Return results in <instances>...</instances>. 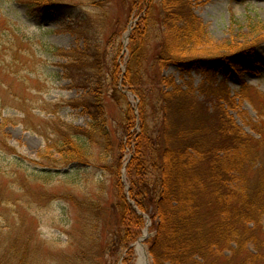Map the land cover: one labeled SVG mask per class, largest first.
Returning <instances> with one entry per match:
<instances>
[{"label": "trees", "instance_id": "16d2710c", "mask_svg": "<svg viewBox=\"0 0 264 264\" xmlns=\"http://www.w3.org/2000/svg\"><path fill=\"white\" fill-rule=\"evenodd\" d=\"M103 2L91 1L89 5L101 10ZM123 2L128 13L135 12L138 17L129 36L125 71L119 64L123 31L119 19L110 24L108 34L109 28L103 29L105 14L77 9L83 5L77 0H19L28 16L40 21L59 13L69 20V24H60L62 30L83 41L81 48L69 51L53 46L45 50L64 61L55 64L63 71L54 77L88 89L81 98L62 103L81 110L90 123L78 128L59 119L48 120L52 143L36 159L14 157L12 164L38 178L70 176L93 166L91 146H101V141L110 138L111 121L128 136L126 147L134 143L125 167L127 191L120 180L125 149L120 144L118 155L105 168L115 183L112 201L82 191L60 196L79 221L72 216L68 223L66 250L79 231L78 245L88 248L86 253H60L53 250L54 240L30 238L25 239L20 254L12 251L0 256V264H97L93 250L99 247L103 229L112 227L111 254L115 249L128 253L144 227L143 215L151 223V237L145 243L151 264H264V98L252 104L257 120L246 123L251 135L229 114L236 109L231 99L226 109L216 103L210 106L207 100L197 103L172 77L162 76L168 65L175 64L182 76L193 70L206 81H215L221 72V81L227 82L234 73L264 67L260 53L264 52V39L212 44L203 24L185 11L181 0ZM152 29L156 44L150 53L146 45ZM246 89L240 92L248 100ZM124 91L134 94L139 104L137 118L126 104L122 125L109 116L106 101L125 104ZM202 92L211 98L225 96L224 91L204 87ZM41 104L42 109L58 106ZM135 127L139 132L133 139L130 132ZM104 209L107 218L100 220L99 210ZM26 217L34 222L30 214ZM39 248H45L46 253Z\"/></svg>", "mask_w": 264, "mask_h": 264}, {"label": "rangeland", "instance_id": "374dc122", "mask_svg": "<svg viewBox=\"0 0 264 264\" xmlns=\"http://www.w3.org/2000/svg\"><path fill=\"white\" fill-rule=\"evenodd\" d=\"M91 1L103 0H77L78 3L83 4L77 6V9L83 8L85 11L105 14L104 30L118 19L123 25L119 39L122 46V58L119 64L120 69L125 71L128 42L125 45L124 39L128 30L135 26L138 17H135V12L128 13V9L123 7V0H105L101 9L103 11L90 6ZM181 1L185 4V11L203 24L212 44L227 46L252 39H264V0ZM68 21L59 13H51L44 21H40L29 17L25 6L19 3V0H0V243H3L0 245V256L2 257L8 256L6 253L11 254L12 251H19L20 254L25 239L30 238L35 241L54 240L56 246L53 250L64 253L61 251L66 250L68 238L64 232L69 230L68 223L73 221V215L72 212H68L70 209L60 196L65 192L78 194L77 191H82L90 195L99 193L108 201H112L115 195V183L113 177L106 173L105 168L112 164L118 155L120 144L125 146L121 153L120 180L128 187L127 182L125 183V167L132 156L131 148L134 142L130 147H126L128 136L126 137L122 129H118L113 121L109 122L110 138L101 141V146H91L93 166L74 171L70 176L61 174L50 178H38L20 170L11 162L14 157L36 159V156L52 143L53 135L46 126L48 120L59 119L65 124L78 128H86L90 123V119L81 110H73L62 103L81 98L88 89L75 88L69 80L54 77L53 74L63 71L55 64H63L64 61L45 50L46 46H53L62 51L83 46V41L62 30L60 24H69ZM107 33H111L110 28ZM155 44L156 32L152 29L148 32L146 45L150 53ZM260 53L264 55V52ZM162 76L166 79L172 77L183 92L190 93L196 98L197 103L199 100H207L205 102L210 106L216 103L226 109L227 101L231 99L236 109L230 110L229 114L246 133L254 135L246 123L257 120L252 104L264 98V67L258 66L254 71L234 73L227 82L221 81L223 79L221 72L218 73L215 81H206L205 77L193 70L182 76L175 64L168 65L162 71ZM203 87L218 92L224 91L225 96L211 98L207 93L202 92ZM244 88H247L248 100L244 99V94L240 92ZM124 92L125 104L116 105L106 101L109 116L120 121L122 125V112L126 110V104L133 109L136 118L139 104L134 94ZM42 102L55 103L58 106L42 109ZM150 114L151 109L148 108V116ZM148 122L152 126L150 119ZM138 132L137 127L130 132L133 139L137 135L134 133ZM262 153L264 154V147ZM28 214L34 217V222L27 219ZM98 218L105 220L107 210H99ZM74 219L78 221L77 217ZM8 226H11L10 231ZM149 226L150 223L145 218L140 236L129 247L130 252L115 249L112 254L108 249L112 227L104 228L99 247L93 250L98 256L97 264H139L137 246L140 243L145 253L144 264H151L145 244L151 237ZM262 226L264 231V217ZM145 231L147 238L142 242ZM73 240V245L66 250L68 254L81 255L87 252L88 248L78 245L81 241L79 231L73 234ZM7 249L9 252H3ZM39 250L44 253L47 251L45 248ZM82 263L89 264L86 261ZM46 264L57 263L48 261Z\"/></svg>", "mask_w": 264, "mask_h": 264}, {"label": "bare ground", "instance_id": "6f19581e", "mask_svg": "<svg viewBox=\"0 0 264 264\" xmlns=\"http://www.w3.org/2000/svg\"><path fill=\"white\" fill-rule=\"evenodd\" d=\"M146 234V232H145ZM137 252L139 255V264H144L145 263V253H144V249L142 248V244H138L137 246Z\"/></svg>", "mask_w": 264, "mask_h": 264}, {"label": "water", "instance_id": "95a60500", "mask_svg": "<svg viewBox=\"0 0 264 264\" xmlns=\"http://www.w3.org/2000/svg\"><path fill=\"white\" fill-rule=\"evenodd\" d=\"M146 237H147V236H145V237L143 238V240H145V239H146Z\"/></svg>", "mask_w": 264, "mask_h": 264}]
</instances>
